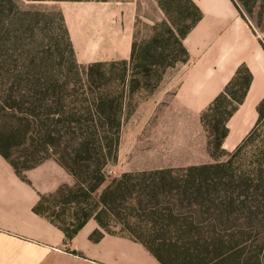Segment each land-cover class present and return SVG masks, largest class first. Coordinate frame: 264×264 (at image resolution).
<instances>
[{
	"label": "rangeland",
	"instance_id": "374dc122",
	"mask_svg": "<svg viewBox=\"0 0 264 264\" xmlns=\"http://www.w3.org/2000/svg\"><path fill=\"white\" fill-rule=\"evenodd\" d=\"M237 1L258 38L264 41V0H244L248 3L251 13L248 12L247 6L245 8L239 0ZM61 6L60 2L52 0H0V134H3L6 142L3 144L4 149L7 150V147L10 146L7 154L11 160L15 164L24 163L28 158L36 161L45 157L46 160L44 159L43 162L55 161L51 151L47 156L40 155L42 150L37 148L36 135L30 133L27 140L22 139L24 137H22V132H18L17 120H30V115L33 113L44 117L56 109H62V119L64 120L86 116L88 108L91 109L88 105L89 101L92 102L91 90H96L104 96L105 107L108 106L106 110H112L118 114L120 131L119 142L115 147V130L110 125L100 128V125L97 124L102 136V146L106 148L104 160L106 166L102 170L106 183L92 195V200L94 201L95 196L101 194L106 185L115 188L123 176L129 174L134 176L126 180L129 183V188L136 187L135 199L136 196L140 197L143 204H148L149 198L145 193L153 191L158 197L157 202L161 204V208L173 203L174 207L179 210V221L160 219L158 226L163 229V232L159 234L160 240L158 241L163 245L156 249L160 248L162 256L168 263L197 264L196 261L191 262L186 255L170 251L171 245L186 241L187 234L184 235V240L177 241L178 233H175L174 230L165 232L172 227L178 228L184 224H191L197 230L190 235L195 240L199 238L198 236L203 237L200 242V250L203 251V255L214 258L233 250L232 253L226 255L232 256L234 252L242 249L243 253L237 255L239 261L235 260L224 264H264V214L251 218L243 212H235L236 215L231 216L232 220L229 224H226L224 219V217H228L226 214H223L222 221L219 218L215 220L212 213L206 214V209H202L201 212L199 209L195 215H192V208L190 209L184 200H179L176 196V186L174 184L169 186L170 176L174 179L186 178L188 173L180 172L182 169L215 165L216 162H224L229 159L234 152L227 153L215 147L208 148L205 132L195 130L177 132L175 122L177 119H180L182 126L187 128L193 125L195 127L193 118L186 116L176 119L167 114L171 110L166 111L163 108L154 110L153 107L149 109L148 101L151 95L148 93V89L151 88L143 87L144 90L138 91L136 88L132 93L129 85L126 84V89L130 93L124 95L125 85H122L120 79L121 66L112 68L108 66L105 69L106 75L102 82L96 80L87 82L83 70L89 66H81L74 61L68 48V39L64 34ZM150 33L151 27L142 25L137 30L135 37L138 41H144L150 36ZM165 72L166 76L172 75L170 68ZM159 87L160 85H157L156 89ZM224 103L223 101L220 103V106L223 104L221 109L230 111L229 105L225 106ZM6 104L14 106V109H6ZM109 107L110 109H108ZM2 109L3 111H1ZM212 112L215 115V110ZM219 113L217 109V124H213L215 117L211 114L210 125L216 131L213 133L214 136L216 135V140L213 139L210 142L212 145H217L223 135L221 129L223 117L219 116ZM11 114H13V118L10 116ZM163 124L168 125L165 131L156 130L159 125ZM53 127L64 132H71L73 129L78 131L86 129L84 123L82 125L54 123ZM19 135L21 137L18 138ZM68 140L69 138L63 139L62 144H67ZM263 150L264 131L260 138L249 144L233 160L232 173L241 177L250 172L253 167L257 166V160L263 159L259 155ZM37 151H39L38 154ZM80 156L85 155L82 153ZM80 164H85V162L80 160ZM168 169H172L174 173L163 176L151 174L155 171ZM207 176L215 179V171L204 177ZM162 178L164 181L161 180ZM162 182L167 183L163 185ZM71 186L75 187L74 179ZM211 191L215 194L214 189ZM125 192V190H121L122 196L114 198L117 210L124 215L131 213L132 208L135 207L129 206L131 199ZM124 198L125 200H123ZM131 198H133V194ZM125 209L126 211H124ZM132 215L135 217L132 221L134 224L152 225L151 218L143 213L138 212ZM100 217L103 223H109L110 232L119 233L110 218L107 220L103 214ZM211 218L214 219V222ZM212 226L215 228V235L208 233ZM197 231L201 234L196 233ZM109 262H114V254L110 249Z\"/></svg>",
	"mask_w": 264,
	"mask_h": 264
},
{
	"label": "crops",
	"instance_id": "0c3cea01",
	"mask_svg": "<svg viewBox=\"0 0 264 264\" xmlns=\"http://www.w3.org/2000/svg\"><path fill=\"white\" fill-rule=\"evenodd\" d=\"M60 3L75 62L81 66L128 62L133 42H140L135 35L142 25L151 27V36L156 25L166 22L181 35L187 60L171 67V76L164 71L158 89H148L149 109L171 110L167 114L176 119L193 118L195 127L188 129L177 119V132H205L208 145L202 116L233 84L232 93L237 92L240 101L227 96L231 113L220 150L232 153L255 127L264 101V48L232 0ZM190 14L194 19L189 22ZM245 78L248 83L242 89ZM167 128L163 124L156 130ZM72 181L54 160L17 174L0 155V264H159L141 244L108 235L93 218L66 238L58 220L59 191L72 187ZM97 231L102 236L92 238Z\"/></svg>",
	"mask_w": 264,
	"mask_h": 264
},
{
	"label": "trees",
	"instance_id": "16d2710c",
	"mask_svg": "<svg viewBox=\"0 0 264 264\" xmlns=\"http://www.w3.org/2000/svg\"><path fill=\"white\" fill-rule=\"evenodd\" d=\"M30 1H44V0H30ZM55 2H100L105 0H52ZM244 19L248 21L244 15L242 9L240 8L237 0H232ZM242 5L248 9V3L244 0H239ZM194 11V10H193ZM248 12L251 13L250 9ZM189 22L196 17L194 11V18L191 14L188 16ZM61 21L63 23V18L61 16ZM249 22V21H248ZM250 23V22H249ZM65 29L64 34L68 39V48L74 58V52L71 47V43L68 38L67 30ZM152 35L150 38L137 43L133 42L131 57L128 62H116L110 64L97 63L84 68V76L87 82H102L105 78V69L109 66L112 67H122V74L120 76L122 85H125L124 95L126 93H134L135 89L139 88H155L163 72L173 67L176 63H182L187 60V52L184 49L180 36L176 31L169 26L166 22L156 25L152 30ZM183 33V32H182ZM264 48V41H262ZM75 61V58H74ZM76 63V62H75ZM131 73V75H130ZM119 78V77H118ZM129 79V80H127ZM141 80L143 83L141 84ZM127 82V83H126ZM154 82V83H153ZM248 79H243V83H240L242 89L245 88ZM95 84V83H91ZM129 85L130 91L127 88ZM90 86V85H89ZM99 88V85H97ZM234 84L229 86L225 91V95L219 97L213 106L202 116V122L205 127L209 130V143L208 148H218L220 150V143L226 135V130L224 128V123L231 112L226 109H221L223 103L229 105V100L227 96L239 103L240 95L235 92L232 93V88ZM1 92V91H0ZM123 93V92H122ZM91 101L88 105L86 116H78L72 120L62 119L63 111L62 109H56L54 112L46 114L44 117L40 115H30V120L20 119L18 122V132H22V139H26L30 133L37 136V148H41L40 155L47 156L48 152L53 153V158L55 161L66 171L68 175L73 177L75 180V187L63 186L60 188V211L58 214V220L60 222V227L65 233L66 238L70 239L74 237L83 225L90 219L93 218L101 230H103L108 235H121L128 237L132 241L141 244L145 249L155 258L159 264H170L162 256L160 248L163 244L158 241L159 234L163 232L160 229L159 223L160 219L169 221H179V210L174 207L173 203L167 204L164 208H161V204L157 202L158 197L153 191L145 193L146 197L149 198L148 204H143L140 197L136 196L134 191L135 186L129 188V183L126 179L132 178L129 174L124 175L120 182L113 186L106 185L104 190L99 196H95L94 201L92 200V195L97 192V190L105 185V178L102 174V170L106 166L105 156L106 151L102 144V136L100 130L97 128V124L101 126L110 125L114 130L115 134V147H117L119 142V131H120V120L118 114L112 110H106L108 106L105 107L104 96L98 93L96 90H91ZM6 103V102H5ZM62 106V105H61ZM21 107V104H20ZM6 109H14V106L6 104ZM110 109V107L108 108ZM219 110V116H222V130L223 135L219 139L217 145H212L210 142L214 139L216 140L215 129L210 125L211 114L215 110V121L213 124H217L216 113ZM5 110V109H4ZM35 110V109H34ZM34 110H31L32 112ZM3 111V109L1 110ZM259 119L249 133V135L241 142V144L233 151L234 153L224 162H216L215 165L201 166V167H189L187 169H182L180 172H187L186 178L174 179L170 176V184L176 186L175 190L177 192L176 196L179 200H184L189 208H192V215L200 209H206V214L210 213L219 218L222 221L223 214L228 217H224L226 224H229L232 220L231 216L236 215L235 212H243L251 218L257 217L259 214H264V150L259 155L262 156V160H257V166L253 167L250 172L243 174L241 177H237L236 174L232 173L234 162L236 159L248 146L255 140L262 136L264 131V101L260 104L258 108ZM13 118V114L10 115ZM52 117V120H50ZM56 118V120H53ZM55 124L63 125L67 123L71 124H83L86 127L83 131H78L73 129L71 132H64L62 130H57L54 127ZM21 135L18 136V138ZM69 138L67 144H62L63 139ZM4 136L0 134V155L7 161V163L13 168L17 174H21L25 171L31 170L43 163L46 158H39L34 161V159L28 160L21 164H15L7 151L4 149ZM117 150V148H115ZM222 151V150H221ZM39 151L36 153L38 154ZM223 152V151H222ZM85 156H80V154ZM115 153V150L113 154ZM111 154V152H108ZM115 159V155H114ZM80 160L85 162V164H80ZM31 162L32 164H28ZM88 163V164H87ZM21 167H20V166ZM215 171V179L209 178L205 175L210 174ZM179 172V171H178ZM172 169L155 171L154 175H166L173 174ZM146 174V173H142ZM164 181V178L161 179ZM165 185L167 182H162ZM215 190V194L211 190ZM121 190H125V194L129 195L131 202L129 206H135L132 208V212L128 214H122L117 210L115 206V197L122 196ZM214 192V191H213ZM133 194V198H131ZM214 197V198H213ZM213 198V200H212ZM125 200V198L123 199ZM134 203V204H132ZM68 210V212H67ZM94 210L98 211L95 212ZM126 211V209L124 210ZM141 212L148 218H151V226H140L134 224L133 213ZM71 215L69 220L66 219L68 214ZM102 214L107 220L111 219L114 226L118 228L119 233H113L109 231V223H103L100 216ZM211 217V216H210ZM213 218H211L212 220ZM156 221V222H155ZM214 222V219L212 220ZM214 226V225H213ZM209 228L208 233L215 235V228ZM174 230L177 234V241L184 240L187 234V240L180 243L176 242L170 251L179 252L186 257L191 262H197V264H224L230 261H239L240 255L243 250L234 252L232 256H226L233 252L229 250L226 254L209 258L202 254L200 250V242L203 237L198 236V239H194L192 234L197 230L191 224H184L182 227H172L165 232H171ZM181 233V235H180ZM196 233H200L197 231ZM199 235V234H198ZM102 234L97 231L92 235V238H99ZM169 251V252H170ZM236 251V250H235ZM166 252V251H164ZM178 261V260H177Z\"/></svg>",
	"mask_w": 264,
	"mask_h": 264
}]
</instances>
